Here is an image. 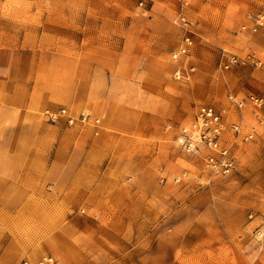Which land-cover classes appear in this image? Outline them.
Wrapping results in <instances>:
<instances>
[{"label": "rangeland", "instance_id": "obj_1", "mask_svg": "<svg viewBox=\"0 0 264 264\" xmlns=\"http://www.w3.org/2000/svg\"><path fill=\"white\" fill-rule=\"evenodd\" d=\"M154 3L150 12L147 5L152 3L140 7L139 0H0V146L11 147L13 164V169L7 165L3 149L0 264H58L56 233L63 231L75 239L79 231L87 230L93 239L102 229L116 235L111 248L123 255L125 264H264V246L254 236L264 227V195L259 194L264 186H250L255 179L264 183V0ZM153 19L159 24L152 26L148 20ZM122 24L129 32L126 36L131 34L130 46L140 48V57L123 56L118 61L123 73L90 74L86 80L95 103L107 104L109 114L124 116L125 126L140 127L141 132H122L114 123L103 126L107 111H71L63 103L53 109H31L28 114L33 117L28 118H20L14 109L9 108L12 114L5 111L6 94L19 90L29 98L32 86L63 87L74 78L53 75L50 68L56 57H61L60 70H65L71 54L101 53L100 47L107 46L121 49L115 33ZM132 29L140 31L135 34ZM149 31L165 35L152 44L155 58L153 51H146ZM118 54L122 53H114ZM232 58L237 62L226 67ZM230 95L253 96L263 103L248 102L240 109ZM201 105L223 111L227 129L222 144L236 166L231 174H214L205 166L207 151L189 152L181 144ZM63 110L57 120L49 118ZM62 121L68 127L79 124L137 138L140 155L135 157L140 156L141 169L126 166L123 174L127 196L139 194L138 209L150 214L141 221L143 226L131 220L120 236L108 228L111 220H73V204L57 201L63 188L51 182L50 173L21 170L27 162L44 160L33 155L40 127L59 128ZM235 126L241 128L239 135ZM130 142L121 156L126 164L134 158L127 152L133 147ZM53 153L51 149L46 159L51 160ZM110 157L117 155H105L102 161ZM24 173L28 176L22 181ZM117 204L108 201L101 206L107 210ZM82 237L80 243L86 240Z\"/></svg>", "mask_w": 264, "mask_h": 264}, {"label": "crops", "instance_id": "obj_2", "mask_svg": "<svg viewBox=\"0 0 264 264\" xmlns=\"http://www.w3.org/2000/svg\"><path fill=\"white\" fill-rule=\"evenodd\" d=\"M155 7V3L147 5L150 12ZM148 22L153 23V25L151 24L152 26L159 24L158 19L148 20ZM124 25H118L117 33H115L117 36L116 39L123 44L121 49L116 50L115 48L107 46L105 48L100 47L101 53H85L84 55L83 53H79L74 54V56L71 54L69 56L68 69L65 70H60L61 57H56L50 68L52 69L53 75L61 73L63 75L74 76V78L71 77L70 82L63 84V87L55 84L52 86H48L47 84L32 86L29 89V98H25L26 96L23 94L20 95L19 90H16L12 95H10L11 93L6 94L4 96V102L6 104L5 111L8 114H12L9 112H12L14 109L20 118H28L33 117L28 114V111L31 109L35 111L42 108L53 109L56 108L58 103L59 105L63 103L71 111L84 112L86 109H90L93 112H97V114L107 111L108 118L102 122L103 126L107 127V124L114 123L115 127L118 130H122V132H130L132 130V135H136L138 133L137 131L141 132L140 127H138V130H135L125 126L124 122L126 120H124V116L118 115L115 118L109 114L110 111L105 110L107 104L95 103V100L92 98V92L90 91L92 88H90L86 80V76L90 74L104 76L123 73L124 71L120 70L121 67L118 62L123 56L129 58L128 56L132 53L133 58L140 57L141 50L138 45L130 46L128 37L131 34L126 36V32H129L124 28ZM130 26L140 28L138 25ZM139 31L138 29L133 32L132 29L130 32L136 34ZM162 38H165V35H159L157 32L149 31L147 39L150 41V46L146 51L149 53L153 51L154 58L157 52L156 47H154L155 45L152 44ZM108 53H112L113 55H109ZM114 53L122 54L116 56ZM39 65L36 64V68H39ZM136 73L139 74L140 72L137 71ZM46 90H51V93L45 92ZM202 106L206 105H201L197 109L195 116ZM9 108L11 111H9ZM35 139L37 140V150L33 151V155H38L39 157L36 158L39 161L44 160L40 163L36 162V164L27 162L26 166L21 170L26 172L39 170L48 174L50 173L53 178L51 182H54L55 186L63 188L62 195L57 198V201L73 204L72 210L76 213L73 220L83 219L86 222L91 219L111 220L107 224L108 228H115V232L118 235L124 236L128 222L133 220V225L143 226V222L141 221L147 219L146 217L150 218V214L146 216L147 213L145 211L142 212L138 209L137 205L141 203L139 194L134 195L133 192L132 198V194L127 196V190H125L123 173L125 172L126 166L128 169L132 168V170L138 172L141 169L140 156L139 158L135 157L140 155V145L137 138H126L122 134L119 135L108 130H98L91 126L83 127L79 124L68 127L66 126V122L62 121L59 124V128H50L46 125L40 127ZM130 141H133V147L131 150L127 149V152L128 154H132L134 158L132 162H129L130 164H126L121 160V156L125 154L127 144L132 143ZM3 149L6 155L5 162L13 169V164L9 163V161H12L9 159L10 153H12L11 147L8 144L4 148L0 146V153ZM51 149H54L53 157L51 160H48L45 155L51 154ZM109 154H116L117 158L113 160L110 157L106 162H103L102 159L105 155ZM41 156L44 157L41 158ZM136 158L138 159L137 161L134 160ZM34 165L37 166L34 167ZM26 176L28 174L24 173L22 181H25L23 179H26ZM0 185L4 184L0 183ZM259 185L264 186L262 178L250 182V186L252 187ZM259 194L264 195V191H260ZM108 201H117L118 206L113 207V209L109 207L106 210V207L101 206V204L108 203ZM78 210H81L82 213H78ZM69 228L71 229L73 227L69 226ZM102 230L100 233L96 232L93 239L88 238L92 234L90 233L89 235V231L87 230H84L82 233L79 231V234H77L79 237H75V239L66 237L63 231L56 233V238H54V251L60 258V263L58 264H125L126 260L123 258V255L120 256L111 248L112 242L116 240V235L108 230ZM83 235L86 240L80 243L84 239L82 237ZM95 235L98 237H95Z\"/></svg>", "mask_w": 264, "mask_h": 264}, {"label": "built area", "instance_id": "obj_3", "mask_svg": "<svg viewBox=\"0 0 264 264\" xmlns=\"http://www.w3.org/2000/svg\"><path fill=\"white\" fill-rule=\"evenodd\" d=\"M157 0H139L140 7H144L147 3H154ZM200 2L209 3L212 0H197ZM183 6L187 5L189 0H180ZM263 16H259V22L263 20ZM237 61L232 58L226 67L235 64ZM229 100L231 103L237 105L240 109L243 108L248 102L261 106L263 103L262 99L256 97H250L247 99H240L235 95H230ZM51 113L49 118L53 121L57 120L61 114ZM72 123V120H70ZM264 124V122H262ZM227 129L224 122V115L222 110H218L213 106H202L196 116L194 124L189 128L184 130V134L181 140L183 147L189 152L203 153L207 151L205 156V166L208 170L214 174L228 175L231 174L235 169V159L230 153L228 148H225L222 144V135ZM236 134H240V126H235L233 128ZM253 135H249L252 138ZM261 213L264 214V203L261 207ZM253 216H250L252 219ZM255 239L257 242L264 246V227H259L254 232Z\"/></svg>", "mask_w": 264, "mask_h": 264}]
</instances>
